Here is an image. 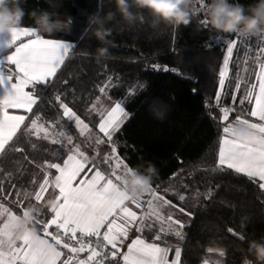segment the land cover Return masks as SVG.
<instances>
[{"label":"trees","instance_id":"16d2710c","mask_svg":"<svg viewBox=\"0 0 264 264\" xmlns=\"http://www.w3.org/2000/svg\"><path fill=\"white\" fill-rule=\"evenodd\" d=\"M203 1L210 6L211 0ZM199 2L194 0L190 23L176 27L153 24L150 12L135 6L131 11L137 19L129 23L116 12L114 0H20L25 11L22 26L36 28L30 14L46 10L65 25L39 34L75 43L56 77L33 90L39 97L33 114L45 123H56V132L71 134L89 155L98 150L103 156L110 145L84 144L74 122L62 116L60 102L69 104L89 123L91 136L99 138H103L96 127L99 118L91 105L102 98L108 106L121 103L128 115L113 137L119 155L133 171L145 172L149 162L154 165L151 186L192 217L183 239L171 235L163 244L182 250V264H245L255 262L251 242L264 243V189L255 178L216 167L224 126L219 107L235 105L233 117L247 116L251 106L235 101L248 90L264 55L257 51L261 43L255 46L253 38L237 42L218 104L219 72L228 46L224 40L236 39V33L214 29ZM229 2L250 10L257 0ZM109 12L116 14L104 23L108 32L102 43L94 36L98 27L94 20ZM99 47H107L108 54L98 57ZM105 85L106 95L99 92ZM155 113H163V118ZM89 143L94 145V140ZM68 152V146L18 134L0 154V203L19 216L35 207L33 216L49 219L47 201L55 198L54 188L49 187L40 202L35 194L46 172L51 180L55 175L47 163H62ZM96 163L105 169L100 159ZM26 192L31 193L27 199ZM181 195L185 199L179 200Z\"/></svg>","mask_w":264,"mask_h":264},{"label":"snow or ice","instance_id":"6c2138e0","mask_svg":"<svg viewBox=\"0 0 264 264\" xmlns=\"http://www.w3.org/2000/svg\"><path fill=\"white\" fill-rule=\"evenodd\" d=\"M237 46L233 39L226 48L223 68L219 72L221 93L225 89L229 62ZM8 48H14L10 54H6V62L14 69L8 68L6 71V62L0 61V86L4 87L6 93L0 97V154L6 152L7 146L18 134L68 146L69 152L62 163H47L48 169H55L58 173L54 177L57 183H50L48 177L51 174L46 172L35 194V200L42 201L49 187L54 188L58 205L50 208L52 215L49 219L33 216L32 226L24 228L17 223L23 216L0 203V264H105V261L181 264L182 250L179 247L175 249L174 259L169 261L170 248L156 243L167 234L184 238L182 230L185 225L171 211L177 205L152 186L146 191L151 194V199L146 202H142L140 196L130 199L125 193L127 177L133 169L119 155L113 139L128 115L121 103L116 102L110 108L101 109L95 103L91 105V111H95L99 118L96 127L103 137L99 138L91 136L89 123L69 104L60 102L62 116L74 122L79 136L85 138L84 144L96 148L110 145L106 155L101 156L98 150L94 156L89 155L82 144L75 143L71 134L56 132V123H45L39 114H33L39 97L30 89L46 85L56 77L72 45L59 39H45L35 29L21 27L13 30ZM261 54L264 55V49ZM14 78L16 82H13ZM256 81L235 101L238 105L251 106L246 117H233L235 105L219 107L222 114L219 119L224 126L216 167L255 178L259 187L264 189V61L259 63ZM107 87H100L99 92L106 95ZM235 90L240 92L241 83L235 84ZM56 99L60 100V97ZM216 101L220 103V94H217ZM18 110L33 115L30 118L29 115L16 114ZM237 125L255 130L254 144L245 145L235 140L233 133ZM90 139L94 140V145L89 143ZM15 150L23 151L21 148ZM97 159L102 161L106 170L96 163ZM121 169L124 170L122 174ZM178 198L185 199L182 195ZM129 204L141 211L133 210ZM28 209L23 211V215L27 214ZM31 209L38 211L35 207ZM179 211L183 213L184 209L179 208ZM153 227H156L154 239L148 242L142 233L146 228L151 230ZM133 228L141 235L132 239L124 251ZM33 229L35 237L32 235ZM62 249H66L67 253ZM85 252L88 253L87 257L81 259L80 254Z\"/></svg>","mask_w":264,"mask_h":264},{"label":"clouds","instance_id":"9594fccd","mask_svg":"<svg viewBox=\"0 0 264 264\" xmlns=\"http://www.w3.org/2000/svg\"><path fill=\"white\" fill-rule=\"evenodd\" d=\"M116 12H118L127 22L133 23L137 15L131 11L133 6L138 9H147L153 17V24L166 23L176 27L188 25L191 20V7L194 0H114ZM115 12H109L105 18L97 17L94 23L98 25L94 31V36L102 43L106 40L108 30L105 29L106 20H111ZM31 17L36 25L35 30L52 33L61 29L65 25L64 21L54 18L55 13L46 10L33 11ZM25 16V11L20 5V0H0V36L11 35L14 29H20ZM208 22L221 33L239 32L244 36H255L264 33V0H257L250 10L239 3H230L229 0H211L208 11ZM108 54L107 47L97 48L98 57ZM159 118H163V113H155ZM235 140L251 145L255 143L257 133L250 127L237 125L233 133ZM155 166L149 162L145 172L133 171L127 177L126 195L130 199H135L141 193L146 192L152 183L155 174ZM53 185L56 180L51 182ZM31 193H24L27 199ZM58 205L55 199H49L47 206L54 208ZM33 221V210L29 208L27 214L17 221L24 228L29 227ZM35 237V230H32ZM250 252L255 255V262L246 260L245 264H264V243L253 241L250 244Z\"/></svg>","mask_w":264,"mask_h":264},{"label":"crops","instance_id":"0c3cea01","mask_svg":"<svg viewBox=\"0 0 264 264\" xmlns=\"http://www.w3.org/2000/svg\"><path fill=\"white\" fill-rule=\"evenodd\" d=\"M22 27H25V26H22ZM29 28H33V27H29ZM33 29H35V28H33ZM37 32V34H39V32L38 31H36ZM44 37V36H43ZM45 39H53V38H48V37H44ZM27 38H25V40H26ZM10 40H11V35H8V36H0V61H5L6 62V54H10L12 51H14V48L13 49H9L8 48V44H9V42H10ZM64 42H66V43H69V44H71L72 45V48L69 50V53H68V55L66 56V59H65V62L67 61V58H68V56L70 55V53L72 52V50L74 49V47H75V43H73V42H71V41H66V40H63ZM65 64V63H64ZM63 64V65H64ZM62 65V66H63ZM62 66H61V68H62ZM4 67H5V70L7 71V69L8 68H13L14 69V66H12V65H10V64H8L7 62L5 63V65H4ZM60 68V69H61ZM59 69V70H60ZM259 70H257L256 72H258ZM59 72V71H58ZM255 72V74L253 75V77H252V80H251V82H250V84L251 83H256L257 81H256V73ZM227 76H228V74H227ZM227 78V77H226ZM54 78H52L51 80H53ZM50 80V81H51ZM49 81V82H50ZM226 81V80H225ZM13 82H16L15 81V78H14V81ZM35 89V88H34ZM34 89H30V90H34ZM6 93H5V90H4V87L3 86H0V97H3V95H5ZM218 94H222L221 93V90H220V88H219V92H218ZM10 111H13V110H10ZM16 114H23V115H29V114H27V113H24L22 110H18L17 112H16ZM122 171H120L121 172V174L123 173V169H121ZM56 171V170H55ZM58 173L57 172H55V175H57ZM55 175H54V177H55ZM54 177H53V179L51 180L49 177V180H50V183L54 180ZM39 191V190H38ZM157 191V190H156ZM158 192V191H157ZM47 193V192H46ZM46 193L44 194V196L46 195ZM159 193V192H158ZM160 194V193H159ZM162 195V194H161ZM55 199V198H54ZM140 199H141V201L142 202H146L147 200H149V199H151V194L149 193V192H144V193H141L140 194ZM38 202H40V201H38ZM129 206L130 207H133V210H135V211H141V210H137V209H135V207L133 206V205H131V204H129ZM0 211H2V209H0ZM166 211H167V209H166ZM171 211L174 213V216L176 217V218H179L183 223H184V225L186 226V224L187 223H189V221H190V219H188V215L185 213V212H183V213H181L180 211H179V207H176V208H173V209H171ZM184 226V227H185ZM183 230H184V228H183ZM182 230V231H183ZM155 232H156V227H153L151 230H149V229H145L144 231H143V233H142V237L145 239V240H147L148 242H153V239H154V234H155ZM137 235H141V233H138L136 230H135V228H133L132 229V231H131V233H130V235H129V238H128V240L125 242V245H124V251H126V248H127V244L128 243H130L131 242V240L132 239H134ZM172 234H167V235H164L163 237H162V240L161 241H156V243H160L161 244V246L162 247H169L168 245H165V244H163V241H164V238H166L167 236H171ZM172 236H174V235H172ZM17 243H19V241L17 242ZM170 248V252H169V255H168V259H169V261H171L172 259H174V254H175V249L173 250L172 249V247H169ZM63 251H65V253H67V250L66 249H62ZM87 257V254H85V253H81L80 254V258L81 259H84V258H86ZM111 264H122V262H118V261H113ZM182 264V263H181Z\"/></svg>","mask_w":264,"mask_h":264},{"label":"rangeland","instance_id":"374dc122","mask_svg":"<svg viewBox=\"0 0 264 264\" xmlns=\"http://www.w3.org/2000/svg\"><path fill=\"white\" fill-rule=\"evenodd\" d=\"M198 1H200L199 3H201V5H199V8L204 11L205 15H207V18H208L209 5H207L206 2H204L203 0H198ZM244 38H247V39H252L253 38V39H255L254 40L255 41L254 42L255 43V46L260 42L261 45H262V47H258L257 51H259L260 56H263L261 54V50L264 49V45L262 44L264 42V33H261L259 35H255V36H251V35L244 36V35H241L239 32H236V39H235L236 43L239 42L240 40H243ZM224 41H226L227 45L232 42V40H230V39H225ZM263 61H264V59H263ZM257 70H259V67H258ZM228 73H229V70H228ZM115 103H113L111 106H108L107 103H106L105 98H102V99L99 100V102H97V108L98 109H101V108H110V107L114 106ZM120 171H122V170H120ZM186 214L188 215V219L191 220L192 219L191 215L188 214V213H186Z\"/></svg>","mask_w":264,"mask_h":264},{"label":"built area","instance_id":"2783aa9c","mask_svg":"<svg viewBox=\"0 0 264 264\" xmlns=\"http://www.w3.org/2000/svg\"><path fill=\"white\" fill-rule=\"evenodd\" d=\"M85 254H87L88 255V253L87 252H85ZM113 261H105V264H111Z\"/></svg>","mask_w":264,"mask_h":264}]
</instances>
